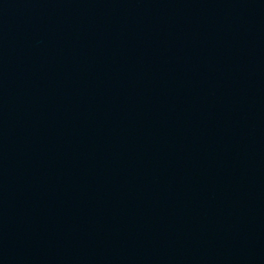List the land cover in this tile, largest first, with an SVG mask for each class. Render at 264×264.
Returning a JSON list of instances; mask_svg holds the SVG:
<instances>
[{"label":"water","instance_id":"1","mask_svg":"<svg viewBox=\"0 0 264 264\" xmlns=\"http://www.w3.org/2000/svg\"><path fill=\"white\" fill-rule=\"evenodd\" d=\"M0 264H264V0H0Z\"/></svg>","mask_w":264,"mask_h":264}]
</instances>
